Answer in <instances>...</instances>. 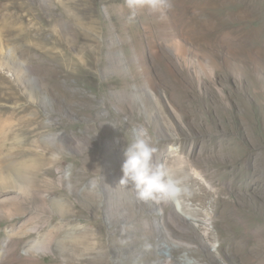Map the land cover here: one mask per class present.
I'll list each match as a JSON object with an SVG mask.
<instances>
[{
	"label": "rangeland",
	"instance_id": "374dc122",
	"mask_svg": "<svg viewBox=\"0 0 264 264\" xmlns=\"http://www.w3.org/2000/svg\"><path fill=\"white\" fill-rule=\"evenodd\" d=\"M170 3L0 0V264H264V0ZM140 126L174 200L119 184Z\"/></svg>",
	"mask_w": 264,
	"mask_h": 264
},
{
	"label": "clouds",
	"instance_id": "9594fccd",
	"mask_svg": "<svg viewBox=\"0 0 264 264\" xmlns=\"http://www.w3.org/2000/svg\"><path fill=\"white\" fill-rule=\"evenodd\" d=\"M125 6L129 10L128 21L133 22L140 9L162 14L171 8V3L170 0H125ZM133 137L132 143L123 149L119 184L130 186L141 202L174 200L181 192L179 182L168 168L155 162L157 149L147 127L134 128Z\"/></svg>",
	"mask_w": 264,
	"mask_h": 264
},
{
	"label": "bare ground",
	"instance_id": "6f19581e",
	"mask_svg": "<svg viewBox=\"0 0 264 264\" xmlns=\"http://www.w3.org/2000/svg\"><path fill=\"white\" fill-rule=\"evenodd\" d=\"M245 2H249V0H245ZM224 6V5H223ZM222 7V6H221ZM222 8H224V7H222ZM248 12H250V10L248 9ZM154 13V12H153ZM251 14V12L248 14V15H250ZM154 18L156 19L155 20V22L156 23H159V24H161V23H163L164 21H162L163 20V18H164V15L163 14H161V13H154ZM172 23V22H171ZM164 24V23H163ZM175 47H176V52L180 55V57L182 58H184L185 57V52H186V50L184 49V47L182 46V44L180 43V41L179 42H176L175 43ZM190 59V58H189ZM183 60V59H182ZM191 60V59H190ZM195 62V61H194ZM198 62V61H197ZM178 166L180 167V169H182V179H185V180H187V181H189V182H192V183H196V184H199L200 185V188L201 189H203L204 190V192L207 194V195H209V194H212L213 192V190H214V187L209 183V181H208V179H207V177L206 176H204V175H202L201 173H199V172H197V171H194L193 170V172L192 173H190V174H188L187 172H186V169H185V167L184 166H182L183 164H184V161H178ZM186 163V162H185ZM186 165V164H185ZM183 199V198H182ZM178 200V199H177ZM179 206H180V208H182V209H185L186 211H188L189 213H191V214H195L196 216H197V213L192 209V206H193V201L191 200V199H189V200H181V201H178V203H177ZM200 215H202V213H199V216ZM224 219H226V215H224ZM208 220V219H207ZM204 222H206L205 220H204ZM50 242H51V240H50ZM36 247L37 246H33V247H31L30 248V250L29 251H35V249H36ZM219 247H220V244H219ZM165 249V247L163 246V247H161V250H164ZM237 249V248H236ZM212 261H215V260H213L212 259ZM194 264V263H193Z\"/></svg>",
	"mask_w": 264,
	"mask_h": 264
}]
</instances>
